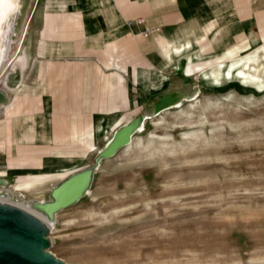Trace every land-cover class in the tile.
<instances>
[{
  "label": "rangeland",
  "instance_id": "1",
  "mask_svg": "<svg viewBox=\"0 0 264 264\" xmlns=\"http://www.w3.org/2000/svg\"><path fill=\"white\" fill-rule=\"evenodd\" d=\"M262 44L245 39L237 54L256 56L245 69L252 80L216 85L201 74L214 64L188 75L183 60L173 91L189 98L145 120L130 146L100 162L90 191L54 221L30 205L50 200V187L66 176L15 182L41 172L34 170L0 186L18 188L10 203L51 224L48 250L66 263L264 264V50L254 53ZM80 152L64 161L90 163L96 155Z\"/></svg>",
  "mask_w": 264,
  "mask_h": 264
},
{
  "label": "crops",
  "instance_id": "2",
  "mask_svg": "<svg viewBox=\"0 0 264 264\" xmlns=\"http://www.w3.org/2000/svg\"><path fill=\"white\" fill-rule=\"evenodd\" d=\"M24 6L17 31L26 27L28 63L0 107V178L8 182L34 170L41 172L15 182L33 175L63 181L89 168L117 130L173 91L183 60L186 68L202 55L239 54L245 39L264 38V0H25ZM90 150H96L90 163L64 161L66 153Z\"/></svg>",
  "mask_w": 264,
  "mask_h": 264
},
{
  "label": "bare ground",
  "instance_id": "3",
  "mask_svg": "<svg viewBox=\"0 0 264 264\" xmlns=\"http://www.w3.org/2000/svg\"><path fill=\"white\" fill-rule=\"evenodd\" d=\"M24 1L25 0H0V76L2 75V79H0V107L3 106L7 100L5 94L10 93V91L14 89L28 63V56L25 47L26 27L24 26L22 28L21 33H18L19 30L17 31V23L20 14L25 7L23 5V8L21 9L19 7V4H23ZM17 34L18 36L15 37V35ZM262 50H264V45L259 47L254 53L257 55ZM237 57V53L225 52L223 54L206 59L203 62H190L186 67V73L190 75L196 70L201 69L205 65L214 64L209 69L201 70V74L204 80L215 83L216 85H220L233 78H238L244 81L252 80L254 77L249 76L246 73L245 69H247L248 67L253 68V65L255 64V62H257L256 56L245 58ZM185 98H189V96H187L184 92L166 91V93L162 94L158 98V101L153 107L151 113L144 112L138 115L130 123L117 130L107 146L102 151H100V153L94 160L93 165H91L89 168H85L91 172V184L93 181L94 173L99 168L100 162L103 159L112 156L120 148L130 146V144L132 143V136L136 132L143 130V124L148 117H152L155 114L157 115L162 110L177 105ZM125 130L127 131V135L124 138L123 145L120 147L118 145L116 146V141L119 137H121L122 132ZM7 184L8 181L6 179L0 178V185ZM91 184L89 188L83 193V195L87 194L90 191ZM17 189L18 188H16L15 190V188H12L11 186H0V202L19 207L32 213L48 225L50 232L51 224L48 221L43 219L38 214H34L26 207H21L19 205L10 203V198L15 195ZM46 202L47 201L32 203L30 205V208L37 211L42 216H45L49 221H54L56 213H50L43 207Z\"/></svg>",
  "mask_w": 264,
  "mask_h": 264
},
{
  "label": "water",
  "instance_id": "4",
  "mask_svg": "<svg viewBox=\"0 0 264 264\" xmlns=\"http://www.w3.org/2000/svg\"><path fill=\"white\" fill-rule=\"evenodd\" d=\"M127 131H123L116 146L123 145ZM91 184L88 169L77 171L55 185L50 200L43 207L50 213L76 203ZM48 225L32 213L0 202V264H70L55 257Z\"/></svg>",
  "mask_w": 264,
  "mask_h": 264
},
{
  "label": "built area",
  "instance_id": "5",
  "mask_svg": "<svg viewBox=\"0 0 264 264\" xmlns=\"http://www.w3.org/2000/svg\"><path fill=\"white\" fill-rule=\"evenodd\" d=\"M157 31H159V27L148 28V29H146L142 34H143L144 36H147V35H149V34H151V33H153V32H157Z\"/></svg>",
  "mask_w": 264,
  "mask_h": 264
}]
</instances>
